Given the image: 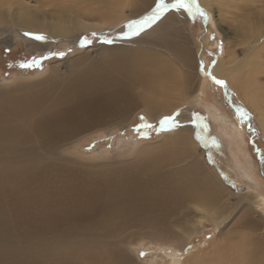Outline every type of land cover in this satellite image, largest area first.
<instances>
[{"label":"bare ground","instance_id":"1","mask_svg":"<svg viewBox=\"0 0 264 264\" xmlns=\"http://www.w3.org/2000/svg\"><path fill=\"white\" fill-rule=\"evenodd\" d=\"M25 1L0 0V31L6 38L8 31L17 30L36 53L44 51L45 42L31 40L27 32L44 36L48 50H53L63 36L78 43L84 37L80 31L95 29L102 37L119 32L128 21L116 0H107L109 9L102 19L97 15L80 18L73 26L62 25L43 9L55 0ZM202 1L219 7L216 18L220 27L228 15L233 20L243 19L230 39L237 40L239 34L243 37L242 50L250 51L245 59L238 62L239 49L228 39L225 56L219 57L207 74L200 48L196 47L194 62L178 35L174 14L139 41L108 47L112 49L102 60H68L64 71L62 63H52L41 81L0 90V264H134L137 259L131 244L139 237L164 247L172 254L173 264H207L218 249L229 253L215 264H227L226 257L232 264H264V232L258 234L263 225L252 223L258 196L253 199L242 194L240 198L247 203L228 206L225 183L196 154L194 134L199 122L195 116H179L174 132L163 135L164 144L158 150L140 148V157L134 161L82 166L73 156L60 153L70 151L85 135L110 136L113 130L127 127L140 111L157 120L181 106L199 104L205 95L202 78L208 75L231 85L264 119L259 109V105L264 107V19L259 27L245 20L256 19L248 13L254 7L242 3L247 0ZM96 2L90 0L86 7ZM160 28L165 30L163 36H154ZM75 31L79 34L73 36ZM176 60L181 68L178 79L170 65ZM209 107L211 117L225 127L226 118L214 106ZM230 128L240 150L241 134L234 126ZM94 155L89 158H102ZM198 210L200 213H195ZM243 212L248 216H242ZM206 214H213L210 221L218 227L238 217L242 229L251 234L238 241L235 236L239 231L222 230L211 252H194L183 260L193 227L200 226ZM168 219L170 225L180 228V237L173 227L166 229ZM228 234L234 236L224 239ZM21 239L41 250L34 252L31 245L21 248ZM173 240L177 244H168ZM161 258L164 264L169 261Z\"/></svg>","mask_w":264,"mask_h":264},{"label":"rangeland","instance_id":"2","mask_svg":"<svg viewBox=\"0 0 264 264\" xmlns=\"http://www.w3.org/2000/svg\"><path fill=\"white\" fill-rule=\"evenodd\" d=\"M58 1L59 0H55V3L53 2L50 7L43 9L48 15H51H49L51 18H59V22L64 26H73L72 22H76L77 19H89L90 17L94 18L96 15L100 20L102 19V16L107 14L103 12L109 9L107 7L108 5L106 6L107 0H105L106 3L104 0H97V4L93 3L94 6L91 8L86 7V3L90 2V0ZM102 1H104V3ZM130 1H133L131 5H129ZM155 3L156 0H116L118 8L124 9V14L127 16L128 20L119 27V32L116 31L117 33H115V31H112L113 33L109 32L110 34L108 33L101 37L98 35L95 29H89L91 31H80V34L82 33L84 35L80 42L73 43L67 41L66 39L71 38H65L63 36L64 39L61 38L60 43L53 46V50H48L49 42L44 39L41 40L46 43H44V51L37 53L35 50L29 48L28 39L19 35L17 30H13V32L8 31L9 36L6 38V35L3 36L1 33L4 31H0V90H3L4 88L11 89L20 83H31L33 81L35 82L37 79L39 80L43 75H47L46 72H48L50 64L52 63H62L61 68H63L62 71H64L68 68V60L71 61V63L82 59H90L94 62L97 60H102L109 55V50H111L113 47L124 46L127 42L131 41H139L145 33L148 34L149 31L152 30L156 25L166 21L168 16L174 14H177V16L174 17L175 20L173 23L174 27L178 30V35L184 41L188 51L192 53L194 62L196 56V47L198 46L200 48L201 55L205 60L204 71L207 74L210 73V70L217 59L221 56H225L226 45L230 41L236 45L235 50L239 49L237 55L238 62L242 59H245L247 54L250 53L249 49L242 50L243 47H241L240 39L243 37H241L240 34L238 35L237 40L230 39L231 37H234L235 28L238 26V24L243 22V19L239 17L233 20L232 16L228 15L227 20H225V22H223L222 26L220 27L217 22L219 7L216 4L204 5L202 0H197V3L208 14L207 19H204L200 16L190 17L187 13L183 12V10L180 12L169 11L162 19L157 21L151 28H148L139 36L133 37L132 39L120 38V34L125 30L124 26L126 23L130 20L138 19L148 14L155 6ZM242 3L245 6L254 7L251 8L252 11L250 10L248 13L250 12L251 15L253 14L252 17H256V19L253 20V18L248 17L245 20L252 23L254 22V24L259 27L263 21L262 19H264L262 18L264 17L263 0H247V2ZM56 4L59 6L57 7ZM9 6L10 5L8 3L6 8L9 9ZM12 7H17V5H12ZM3 8H5V6H3ZM82 9L83 11H81ZM81 12H85V14H80ZM78 15L79 17H76ZM85 16L87 18H85ZM162 33H165L163 28L157 29L155 32H153L154 36L156 37H162ZM30 34L40 35L39 33L35 34L32 32ZM75 34H79V32L75 31L73 36H75ZM33 35H28V37L31 40H34ZM105 38L110 39L113 42L110 44L104 43L103 41ZM85 39L90 41V43L84 44L83 41ZM228 39L230 41H228ZM112 51H110V53ZM56 53H63L64 55H55ZM33 60H38L40 63L31 67L21 66L25 64H31ZM179 63L180 62L178 60L170 63L171 69L177 74V79L181 70ZM192 68L196 69V65L194 64ZM41 73L42 75H40ZM194 74L196 75L197 73L195 72ZM202 79H205L202 85L205 95L202 97V101L200 102L201 104H193L192 107L189 108L186 106H181L173 113L163 116L157 120L152 119L146 112L140 111L135 115V118L127 127L121 130H113L110 136H104L101 133L85 135L86 137H81V139L79 138L77 144L69 148L70 151L66 149L65 152L60 151V153H67L73 156L75 159H77L76 163L82 166H112L126 163L128 161H134L140 157V152H138L140 148L150 147L158 150L160 146L164 144L162 143L164 141L163 135L174 132L175 127L167 130H161L160 121L166 117H174L175 121L177 122V118L182 114L193 115L199 122V126L194 134L196 154L206 162V167L209 169V171L212 172L222 183H225V188L228 190V193L225 194L227 196L228 206L231 207L239 205V203H247L243 201V198H240L242 194L247 196L249 195L251 197L253 196V199H256V196H258L259 203L257 202V204L253 206L254 212H256V214L253 213L254 220L252 223L258 227L263 225L261 230H259L258 234H260L264 232V222L260 220V218L264 219V119H261L258 116L259 113L257 111L251 109L249 104L242 98L241 95H239L237 90L235 91L231 85L230 87L227 86L225 81L224 86H221L212 81L208 76L203 77ZM181 87L182 86H178V89ZM210 105L219 110V112L226 118L228 125L226 124V126L223 127L219 122L215 121L211 117L208 110ZM232 105L234 107L244 109L249 114L250 119H239V114L232 107ZM259 109L263 110L262 113L264 116V107H260L259 105ZM141 117L144 118L143 123L152 125V127H143ZM231 126H234L237 132L241 134L240 137L242 138L243 142L240 150L235 143L234 134L230 128ZM94 154H100L102 158H98L99 155L97 158H89V156L93 157L92 155ZM191 206L193 207V205ZM199 210L195 213L199 214ZM210 210L208 209V211ZM212 215L210 216L209 214H206L204 221L203 219L201 220L200 226L193 227L194 234L189 236L191 245L190 248L186 250L187 256H185L183 260L192 255L194 252H199L200 254L211 252L213 245L212 243L216 238H219L222 230L224 233H230L229 231L232 229L234 231H239V234L235 236L238 241L241 236H248L251 234L247 228L243 227L242 229V226L239 224L240 220L238 217L231 218L230 220H227L225 223H223V226L221 225L218 227L210 221L211 217H213ZM243 215H247V213L243 212L242 216ZM196 219L197 217L195 220ZM171 221V219H168L164 226L166 229H170V226L173 227L176 232H178L180 237L182 235L180 234V228L173 226L175 223L170 225L169 223ZM235 226L237 229L233 228ZM252 234L253 236L257 235L255 233ZM232 236L234 235H223V238H232ZM29 243L26 242V239H21L20 247L22 248V245L24 247L31 245L34 252L41 250V247L35 246L33 248L32 244ZM168 244L174 245L177 244V242L173 240V243ZM131 246L134 248V256L137 259V262H134V264H164V262H162V256L163 258L165 257L167 261L169 260L168 262L166 261L167 264L170 262V264H173L172 254L168 255V253L164 251L166 250L164 247L150 243V241L145 237H139L136 244H131ZM222 250L223 249L217 250L215 253V258L210 255L211 259L208 260L209 263L207 262V264H215V262L219 261L220 259L225 260L224 255L226 253L228 254L229 250ZM172 251L176 252L175 249ZM141 253H143V255H141ZM163 254H165V256ZM129 255L133 256V254ZM231 255L235 254L230 252V256ZM231 258L235 257L233 256ZM211 260H213V263H211ZM226 263L232 264L227 259V257Z\"/></svg>","mask_w":264,"mask_h":264},{"label":"snow or ice","instance_id":"3","mask_svg":"<svg viewBox=\"0 0 264 264\" xmlns=\"http://www.w3.org/2000/svg\"><path fill=\"white\" fill-rule=\"evenodd\" d=\"M187 13L190 17L200 16L204 19L208 18V14L199 6L197 0H156L155 6L151 9V11L144 15L141 18L130 20L124 26L125 30L120 34V38L122 39H132L133 37L139 36L148 28H151L157 21L162 19L169 11H175ZM25 35H33L30 33H25ZM95 35V34H93ZM33 38L36 40H44L45 37L42 35H33ZM104 43H112L113 41L110 39H104ZM84 44L90 43L87 39L83 41ZM222 47V46H221ZM55 55L63 56V53H56ZM47 58V57H45ZM40 61L33 60L31 64L21 65L22 67H31L33 65H38ZM210 75V74H209ZM215 83L224 86V81L217 80L215 77L212 78ZM239 113V119L245 120L250 119L249 114L242 108L237 109ZM142 126L143 127H152V125H148L143 123L144 118L141 117ZM178 126L174 117H166L162 121H160V129L167 130L170 128H174ZM143 255V253H141Z\"/></svg>","mask_w":264,"mask_h":264},{"label":"water","instance_id":"4","mask_svg":"<svg viewBox=\"0 0 264 264\" xmlns=\"http://www.w3.org/2000/svg\"><path fill=\"white\" fill-rule=\"evenodd\" d=\"M208 76H209V75H208ZM209 78L212 80L211 76H209ZM212 81H214V80H212ZM234 109L237 111V109H239V108L234 107ZM238 114H239V113H238Z\"/></svg>","mask_w":264,"mask_h":264}]
</instances>
